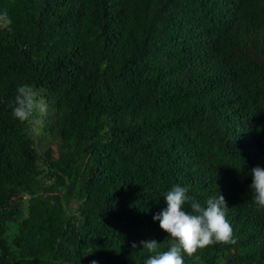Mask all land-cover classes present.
I'll list each match as a JSON object with an SVG mask.
<instances>
[{
	"label": "trees",
	"instance_id": "obj_1",
	"mask_svg": "<svg viewBox=\"0 0 264 264\" xmlns=\"http://www.w3.org/2000/svg\"><path fill=\"white\" fill-rule=\"evenodd\" d=\"M4 12L0 264H144L140 241L168 246L153 217L177 184L201 205L222 194L236 240L185 264H264L250 189L264 0H0ZM21 84L43 105L27 122L12 114Z\"/></svg>",
	"mask_w": 264,
	"mask_h": 264
},
{
	"label": "clouds",
	"instance_id": "obj_2",
	"mask_svg": "<svg viewBox=\"0 0 264 264\" xmlns=\"http://www.w3.org/2000/svg\"><path fill=\"white\" fill-rule=\"evenodd\" d=\"M11 23L7 12L0 14V24L9 26ZM16 93L12 104L14 118L27 122L36 110L43 111L42 103L29 85H19ZM251 176L253 181L250 189L253 191L254 203L264 208V167H254ZM164 198L166 210L153 219L159 221L160 228L168 234V246L165 249L163 243L155 239L140 241L139 246L150 254L144 264H185V254L191 257L198 250L213 244L236 243L226 219L228 205L222 194L210 197L205 205H201L188 195V188L177 184L164 194ZM186 203L190 204V212L185 210ZM132 247L135 249L138 245L134 243Z\"/></svg>",
	"mask_w": 264,
	"mask_h": 264
},
{
	"label": "rangeland",
	"instance_id": "obj_3",
	"mask_svg": "<svg viewBox=\"0 0 264 264\" xmlns=\"http://www.w3.org/2000/svg\"><path fill=\"white\" fill-rule=\"evenodd\" d=\"M32 129H33V132L36 134L35 136V141H36V144H37V147L39 148V146H44L43 145V142H41L40 140V137L37 136V122L34 120V122H32Z\"/></svg>",
	"mask_w": 264,
	"mask_h": 264
}]
</instances>
